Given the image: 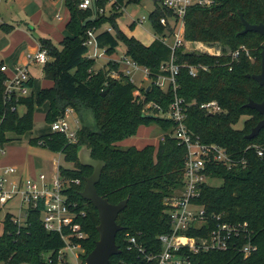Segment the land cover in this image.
<instances>
[{
    "label": "trees",
    "instance_id": "1",
    "mask_svg": "<svg viewBox=\"0 0 264 264\" xmlns=\"http://www.w3.org/2000/svg\"><path fill=\"white\" fill-rule=\"evenodd\" d=\"M111 1L94 0L92 8L82 9L81 0H65L70 12L66 25L68 35L59 45L50 38H39L40 47L46 49L50 57L44 65V76L54 85L43 87L36 96L33 90L29 96L9 94L5 83L8 75L1 69L4 63L0 61V147L33 130L37 106L48 104L45 117L48 124L64 117L69 108L77 114L90 110L94 123L78 129L77 141L71 142L65 134L51 131L31 138L30 143L62 153L65 161L72 164L71 167L60 165L62 176L81 179V184L72 185L69 192L71 199L86 209L83 226L88 237L82 240L84 262L99 238L100 222L97 208L80 195L93 168L81 164L77 151L80 145L88 144L93 149V157L106 162L97 184L99 194L114 204L129 198L117 219L123 227L116 237L121 253L112 256L110 264H155L148 256L161 252L159 237L172 230L165 200L183 186L187 155L186 146L170 134L175 123L158 115L153 107H150L153 111L145 110L148 103H154L167 111L174 100L173 90L164 91L155 84L162 63L171 58L172 51L159 39L146 45L120 28L118 19L123 14L122 9L143 0ZM154 2L156 8L150 14L152 30L156 35H164L167 29L160 19L170 20L172 12L158 0ZM110 3V13H106ZM100 8L104 9L103 13ZM240 12L250 23H264V0H212L210 5L188 9L186 39L215 45L221 53L184 52V47L179 48L177 62L183 66L177 76V95L198 103L189 108L186 121L203 143L219 144L227 148L234 159L245 161L232 169L209 162V177L222 179L223 183L220 186L206 183L198 202L204 205L212 227L216 216L226 222L246 224L240 244L252 242L255 249L248 256L234 247L203 251L192 256V264H264V129L255 138H246L262 115L245 106L251 99L257 102L264 99V86L248 77L261 71L264 37L258 32L240 34L244 29ZM106 25H112L114 31L103 30ZM3 26L7 30V25ZM135 27V23L130 24L131 29ZM94 28L100 29L98 43L109 55L115 54L123 43L125 54L149 69V90L148 86L140 90L121 70V79L112 78V70L121 65L117 61L108 63L112 72L106 68L90 72L95 60L86 57L85 41L87 31ZM242 46L246 50L235 59L233 53ZM200 64L208 69L192 76L189 66ZM23 85L33 88V77ZM213 99L220 103L221 112L212 115L200 109L202 102ZM21 105L26 107L23 114L18 110ZM243 116H248L243 128H236ZM142 124L162 128L163 138L157 145L142 148L118 145L134 135ZM258 150H263V155H259ZM13 218L14 214L8 211L3 220L0 261L4 264H59L58 251L65 242L59 233L44 227L40 209L31 210L24 225ZM197 233L194 229L188 232ZM131 237L136 238V245L130 241ZM49 253H52V262L46 257Z\"/></svg>",
    "mask_w": 264,
    "mask_h": 264
},
{
    "label": "built area",
    "instance_id": "2",
    "mask_svg": "<svg viewBox=\"0 0 264 264\" xmlns=\"http://www.w3.org/2000/svg\"><path fill=\"white\" fill-rule=\"evenodd\" d=\"M158 2L172 12V18L168 20L166 17H162L160 21L167 29L166 33L164 35L153 33L152 36L154 40L159 39L168 45L172 53L171 58L162 63L161 72L157 76L155 84L164 91L173 90L175 97L167 111L154 103H150V107L157 109V114L161 117L175 123L170 134L186 146L187 155L183 186L165 200L172 230L170 233L160 235L162 250L158 254L149 255L148 260H154L155 264H192L194 254L210 250H228L231 247L239 249L245 256H248L255 248L252 242L240 244V240L245 234L246 224L226 222L220 216H216L212 227L204 205L198 202L203 186L209 183V162L222 164L232 169L239 163L245 164V161L234 159L227 148L219 144L203 143L200 136H196L188 127L186 121L189 108L198 105V103L195 100L188 102L177 95L179 87L177 76L183 66L177 62L176 51L179 48L184 47V52L208 53L210 55L221 53L220 49L209 47L202 42L189 41L185 37V16L188 9L196 5H210L212 0H158ZM93 3L94 0H81L80 7L89 9L93 7ZM124 9L125 7L122 10ZM99 11L103 13L104 9L100 8ZM145 18V16L132 18L131 23L138 26L144 23ZM99 30L94 28L87 31L85 41V45L88 47L87 58L110 57L107 49L100 47L98 43L97 33L100 32ZM103 30L113 32L114 28L112 25H106ZM245 50V46L240 47L233 53V57L239 59L241 52ZM247 53L249 54L248 50ZM29 60L45 65L49 61V55L46 49L39 46L35 55H29ZM116 61L122 64V74L129 77L132 82L135 80V73L140 69H143L145 78L150 79L149 69L140 66L125 52ZM1 69L6 72L7 66L3 65ZM207 69L208 67L202 64L189 66V72L194 77L200 70ZM17 72L6 80L7 92L28 96L30 87L23 84L29 80L31 74L27 67L22 69L21 66L17 68ZM199 107L212 115L222 111L220 103L214 99L202 102ZM69 111L70 109H67L66 114ZM65 116L51 124L52 131L63 133L71 142H75L77 141V131L71 130ZM0 152L5 153L4 147H0ZM258 154L263 155V150H258ZM54 165L56 169L53 173L41 172L36 176L29 177H23L15 165L0 167V207L16 202L14 207L17 209V213L10 212L14 214V221L20 225L26 224L31 210L40 209L44 227L50 232L59 233L65 242L64 247L58 251L59 264H86L82 259V255L85 253L82 240L88 237L83 226L86 209L80 207L78 201L72 200L69 192L72 185L81 184V179L63 177L60 172L59 160H55ZM191 229L198 233L188 234ZM130 241L134 245L137 244L135 237H131ZM51 254L49 253L47 257L49 262L53 261Z\"/></svg>",
    "mask_w": 264,
    "mask_h": 264
},
{
    "label": "rangeland",
    "instance_id": "3",
    "mask_svg": "<svg viewBox=\"0 0 264 264\" xmlns=\"http://www.w3.org/2000/svg\"><path fill=\"white\" fill-rule=\"evenodd\" d=\"M13 0L5 1L2 0L0 1V7L5 3V7L1 8L2 14H4L7 18H10L8 20H12L15 18H19L21 16V10L16 7V6H8L7 4L12 3ZM4 2L3 4H1ZM156 8L154 0H143L142 3L140 4H131L125 7L123 10V14L120 17V24L125 30L126 34L135 36L141 41L144 42H149L150 39L152 38L150 35H153V30L150 22V14L153 12ZM69 10L65 4V2L60 3V5L57 7V13H60L62 15V19H58L54 15V19L50 18L47 21L51 23H57V22H62V20H66V15L67 13L65 10ZM106 13H110V5L107 6ZM58 14V15H60ZM145 16V20L143 24L138 25V27L131 29L130 28V23L132 21V18H142ZM25 22L31 23L28 19H24L21 17ZM31 27H33V24H30ZM32 36L37 37L39 39L40 37L44 38H49L48 33H44L39 29L38 27L35 28L32 31ZM33 39V38H32ZM37 39L34 38L33 40L37 42ZM51 39V38H50ZM55 44L59 45L61 41H56V39H51ZM3 43L0 42V48L3 47ZM209 47H215L216 49H219L215 45H211ZM39 50V47L33 51L30 50L28 47L27 43H24L22 46L18 47V50H16L17 55L22 56V60L20 63H16L12 67H10V72L8 71L7 75L9 77L14 76L17 72V68L19 66L24 69L25 67L28 68L29 72L34 76V86L33 88H30V94L32 90H34L35 96L38 94V92L43 88L44 83L46 81L45 76H44V65L38 62H33L29 60V55H35ZM125 52V45L123 43L120 44L117 48L116 58H120ZM2 51L0 49V61L4 59V56L2 55ZM109 55V54H108ZM110 57H99L95 58V64L92 67L93 70H90L91 73H96L99 69H110L112 70L109 66V62H114L116 61L115 58L112 57V55H109ZM114 56V54H113ZM21 58V57H19ZM50 59V57H49ZM118 62V61H117ZM120 63V62H119ZM108 65V66H107ZM122 70V64L119 66V69H113L111 72L113 73V76H111L114 79H121L122 74L120 72ZM134 82L138 85L140 90L142 88H145L149 86L150 79H146L144 76V71L143 69H140L135 73L134 75ZM138 92V91H137ZM142 92V91H141ZM29 94V95H30ZM28 95V96H29ZM150 103H148L145 106V110L147 111H153L150 109ZM47 107L46 105L43 106H37L34 114V128L32 131L27 132L26 134L20 136L17 139H12L9 142H7L3 147L5 149V153L0 152V163L5 162L6 158H8V147L11 145H15L17 148V152L15 153L16 156L19 155H24L26 158V164L24 168L27 166L29 167L30 161H34L33 163L36 162V168L38 170V173L40 171H48V173H52L55 169L54 161L59 160L61 165L66 166V167H71L72 164L69 162H66L64 159L63 154H55L49 149L42 147L40 145H35L30 143V139L33 137H38L43 134L49 133L52 131L51 124H48L45 120L46 117V112H47ZM70 111L66 114L65 120L68 121L69 126L72 131H78L83 125H91L94 123V118L90 110H84L81 114H79L80 118L78 117V114L73 111L72 108H69ZM20 114H23L26 111V107L21 105L18 108ZM248 116H243L241 120L235 125L236 128H243L244 126V121ZM79 119V120H78ZM11 137L15 138L17 137L15 134H11ZM163 136V130L161 127L157 125H147V124H142L138 127L136 133L125 140L121 141L118 143L120 147H129V146H136L139 148H142L148 144H154L157 145L159 140ZM1 166V165H0ZM209 183L214 185V186H220L223 183L222 179L219 178H210ZM16 202H11L8 205L4 206L1 208L0 211V233H1V227L3 224V220L5 218V215L8 211H12L14 213H17V209L14 207ZM49 255L47 254L46 257ZM0 264H4L2 261H0Z\"/></svg>",
    "mask_w": 264,
    "mask_h": 264
},
{
    "label": "crops",
    "instance_id": "4",
    "mask_svg": "<svg viewBox=\"0 0 264 264\" xmlns=\"http://www.w3.org/2000/svg\"><path fill=\"white\" fill-rule=\"evenodd\" d=\"M5 1H9V0H5ZM62 2H65V0H13L12 3L7 4V5L18 7L21 10L22 14L19 18L17 17L12 20H8L10 18H7L0 11V42H2L4 45L0 49L3 53L2 55L4 56V59H2L1 61H3L4 65L7 66V71L5 73H8V71L10 72L9 70L10 67L15 65L16 63H20V61L22 60L23 54L22 56H20V54L18 56L16 53V50H18V47L22 46L24 43H27L30 50L33 51L40 46L39 39H37V37H34V35L33 36L31 35L32 31L35 28L38 27L39 29H41L42 32L48 33L49 38L56 39V41H62L65 38V36L68 35V32L66 30V25L68 21L70 20L69 10L67 9L65 10V12L67 13L66 20L64 21L62 20V22H57V23H51L47 21L50 18L54 19L53 18L54 15L58 19L60 20L62 19V15L60 13H57V7ZM3 3L4 2H2L1 4ZM3 7H5V3L1 5L0 10ZM21 17H23L24 19H28L33 24V27L30 26L31 23L25 22V20H23ZM118 23L121 29L123 30L120 24V18L118 19ZM3 25H7V30L4 28ZM136 27L138 26L136 25ZM123 31L126 32L125 30ZM129 36H132V35H129ZM150 36L152 38L150 39L149 42H144V41L142 42L146 45L151 44L154 41V38L152 35ZM32 38L33 39L36 38L37 42H35ZM115 56L116 54H114V56L112 55L113 58L118 60L119 58H116ZM31 76L34 79V76L32 74ZM53 85H54L53 81L46 79L43 87H51ZM45 105L48 109V104H45ZM78 117L80 118L79 114H78ZM16 152H17V148L15 145L9 146L8 155H7L8 158H6L5 162L0 163L1 165L0 167L7 166V165H15L18 167L19 172L23 177L36 176L38 174V170L35 165L36 162L33 163L34 161L32 162L30 161L29 167L27 166L26 168H24L26 164L25 162L26 158L24 155L16 156L15 155ZM41 172L48 173V171H40V173ZM2 232H3V224L1 227L0 235L2 234Z\"/></svg>",
    "mask_w": 264,
    "mask_h": 264
},
{
    "label": "water",
    "instance_id": "5",
    "mask_svg": "<svg viewBox=\"0 0 264 264\" xmlns=\"http://www.w3.org/2000/svg\"><path fill=\"white\" fill-rule=\"evenodd\" d=\"M244 24V29L240 34L248 32H258L264 37V23L253 24L245 19L242 12L239 13ZM255 79L260 85L264 86V44L261 51V71L257 74L248 75ZM151 86H148V90ZM246 107L257 110L262 119L253 127L252 131L246 135V138L252 139L259 135L264 129V99L260 102L250 100ZM92 147L88 144H82L78 147V158L83 166L93 168L92 174L85 179V186L80 195L90 201L98 210L99 225L97 230L99 238L95 243L93 250L87 255L86 264H110L111 257L121 253V249L116 243V237L123 227L117 222L119 214L127 207L129 198L120 201L117 204L111 203L108 198L99 194L97 184L101 180L103 169L106 162L102 159H96L92 154Z\"/></svg>",
    "mask_w": 264,
    "mask_h": 264
}]
</instances>
